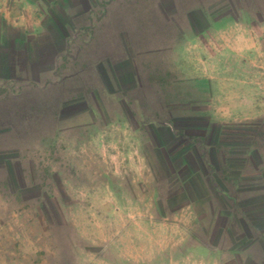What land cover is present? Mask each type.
Instances as JSON below:
<instances>
[{"label":"rangeland","instance_id":"1","mask_svg":"<svg viewBox=\"0 0 264 264\" xmlns=\"http://www.w3.org/2000/svg\"><path fill=\"white\" fill-rule=\"evenodd\" d=\"M0 65V264L261 234L264 0H0Z\"/></svg>","mask_w":264,"mask_h":264},{"label":"crops","instance_id":"2","mask_svg":"<svg viewBox=\"0 0 264 264\" xmlns=\"http://www.w3.org/2000/svg\"><path fill=\"white\" fill-rule=\"evenodd\" d=\"M27 20V17H24ZM17 25L21 22L16 21ZM1 68L2 65H0V77L1 74ZM236 221V225L234 230L232 231V235L234 240L236 241V246L233 247V250L235 253L237 252L239 255V259L233 258L231 264H264V228H261L259 231L261 234H258L255 230V233L252 232L251 227L248 226H242L241 223V217L238 218ZM255 226V225H254ZM249 227L250 232L252 234H248L247 228ZM175 246V245H174ZM178 246H182L184 249V261L182 264H194L193 257L191 255L192 253V242H186L183 244L182 242L178 243ZM184 246V247H183ZM206 249H213L214 244H206ZM177 248V246H176ZM204 246H202V249ZM216 252L218 255L217 258H212L209 262V259H201L200 264H230V261H227L222 257L221 255V249H223V244H218L216 246ZM241 257V258H240ZM204 260H207L204 262ZM170 264H181L177 261V259H174V261L170 262Z\"/></svg>","mask_w":264,"mask_h":264}]
</instances>
